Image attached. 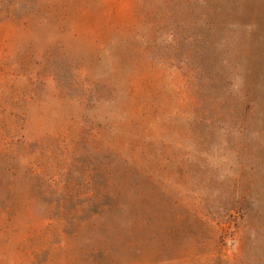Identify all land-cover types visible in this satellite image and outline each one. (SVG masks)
<instances>
[{
  "label": "rangeland",
  "instance_id": "rangeland-1",
  "mask_svg": "<svg viewBox=\"0 0 264 264\" xmlns=\"http://www.w3.org/2000/svg\"><path fill=\"white\" fill-rule=\"evenodd\" d=\"M0 264H264V0H0Z\"/></svg>",
  "mask_w": 264,
  "mask_h": 264
}]
</instances>
